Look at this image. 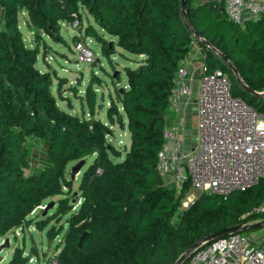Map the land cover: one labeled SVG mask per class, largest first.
I'll return each instance as SVG.
<instances>
[{"label": "trees", "instance_id": "1", "mask_svg": "<svg viewBox=\"0 0 264 264\" xmlns=\"http://www.w3.org/2000/svg\"><path fill=\"white\" fill-rule=\"evenodd\" d=\"M19 10L25 11L28 26L50 37L71 23L73 14L80 22L91 17L116 37L119 47L141 57L135 68L124 67L127 84L115 90L116 103L107 108L110 122L123 123L117 105L121 106L130 133L128 147L120 150L105 137L108 124L93 117L96 94L90 87L88 117L56 106L48 75L34 67L38 51L22 41L16 24ZM0 13V238L32 224L45 227L50 220L44 222L31 213L52 196L60 197L46 217L66 216L58 264H173L210 233L264 220V215L250 214L264 199V177L225 199L201 193L179 214L190 183L178 190L173 184L164 185L155 169L173 78L197 41L184 22L181 0H0ZM185 14L201 38L232 63L244 84L264 90V12L257 21L237 24L227 18L223 0H185ZM81 31L99 40L106 56L113 50L115 43L105 40L91 23L85 28L80 24ZM197 43L205 53V70L224 71L231 94L264 111V97L244 91L216 51ZM28 136L43 139L40 150L33 148L34 139L26 141ZM89 156L92 161L82 170ZM81 159V201L74 211L69 197L74 179L66 170L69 162ZM36 165L38 170L24 175L25 168ZM215 197L209 208L208 200ZM62 228L57 232L47 228V238L51 241ZM28 259L13 256L7 264Z\"/></svg>", "mask_w": 264, "mask_h": 264}, {"label": "built area", "instance_id": "2", "mask_svg": "<svg viewBox=\"0 0 264 264\" xmlns=\"http://www.w3.org/2000/svg\"><path fill=\"white\" fill-rule=\"evenodd\" d=\"M223 3L227 18L237 24L246 19L257 21L264 12V0ZM73 16V21L66 25L80 30L81 22ZM197 41L192 42L173 78L155 169L164 185L176 184L180 188L189 182L190 188L199 193L225 199L264 177V111L256 110L241 96L232 95L231 81L224 71L205 70V53ZM74 50L78 61L95 60L85 39L77 41ZM191 59L199 61L196 86L189 70ZM191 104L198 118L197 137L193 146L186 147L182 133L186 109ZM170 114L175 118L171 119ZM250 214L264 215V199L251 208ZM260 220L263 218L252 222ZM187 260L186 264H264V246L257 245L246 233H235L204 244Z\"/></svg>", "mask_w": 264, "mask_h": 264}, {"label": "rangeland", "instance_id": "3", "mask_svg": "<svg viewBox=\"0 0 264 264\" xmlns=\"http://www.w3.org/2000/svg\"><path fill=\"white\" fill-rule=\"evenodd\" d=\"M2 17L3 15L0 13V29L3 28ZM88 19L85 16L82 18V28H85L87 23H91L97 33L102 35L105 40L115 43L113 50L110 49L108 56L103 53L104 49L99 40L91 36H84L82 31L79 32L80 30L71 25H62L60 31L56 32L55 37H50L42 29L28 26L26 13L23 10L18 11L16 24L20 30L24 45L35 48L38 51L34 67L39 72L48 75L51 82L50 94L53 96L56 106L67 113L75 114L79 117H82V115L88 117L90 111L86 99L88 98L87 90L90 87L96 94L93 117L108 124L109 133H106L105 137L121 150L123 145L126 147L129 145L130 133L127 127V120L121 106L117 105L118 110L122 112L123 123L110 122L107 117V108L111 102L116 103L115 90L127 84L124 67L135 68L138 64L137 61H140L141 57L123 50L116 44V37L102 30L91 17ZM84 39L95 54L93 63L81 62L76 58L74 45L77 41ZM197 89L198 86L195 91ZM192 109L187 115L191 122L187 135L182 133V141L186 147L193 146L195 137H197L196 125L198 118L195 113V107L193 106ZM170 117L171 119L175 118L173 114H170ZM32 139H34L33 136H28L26 141L29 142ZM42 144L43 139L35 138L33 148L40 150ZM115 160H120V158ZM78 161H71L67 164V176H70L72 167ZM91 161L92 157H87L82 170ZM39 167V165L28 166L24 169V175L27 176L33 173ZM80 173L75 174L71 193L69 194V197L72 195L70 203L73 205L74 211H77L81 201L78 190ZM173 185L178 190L179 187L176 184ZM200 194L190 188L182 198L177 213L181 214ZM59 197L52 196L45 199L42 205L36 207V211L31 213V216L36 214L44 222L50 220L48 224L44 223V225L46 224L45 227L41 228L32 224L23 231L12 229L0 238V264H7L8 260L13 256H28L29 259L24 261L23 264H58L57 254L62 248L61 241L66 231V225L64 224L66 216L58 217V219H49L46 217V212L51 213L53 211L51 209L52 206L45 213L44 207L51 202L54 204ZM189 198H191V201H189ZM216 199L217 197L208 200L207 205L209 208L213 207ZM39 208H43V211H38ZM61 226H63L62 230L50 241L46 234L47 228H52V231L57 232ZM244 233L255 240L257 245L264 246V228ZM32 251H37V254H31Z\"/></svg>", "mask_w": 264, "mask_h": 264}, {"label": "water", "instance_id": "4", "mask_svg": "<svg viewBox=\"0 0 264 264\" xmlns=\"http://www.w3.org/2000/svg\"><path fill=\"white\" fill-rule=\"evenodd\" d=\"M181 9L182 12L184 13V22L187 25V27L193 32V35L195 38L200 39L201 35L199 34L198 31H196L195 29H193L190 24L187 21V17L185 14V0H181ZM202 42H204V44L206 46H208L209 48H211L212 50L216 51V49L207 41H205L203 38ZM216 53L219 55V57L221 58L222 62L225 63L229 69L233 72V74L236 76V78L238 79V82L241 84L242 88L244 89V91H246L249 94H253L259 98H263L264 97V90L261 92L255 91L253 89H251L250 87H248L246 84H244L239 75L237 74L234 66L232 65V63L226 58L225 55H223L222 53L216 51ZM84 163V159L79 160L71 169V174H70V178L74 179L75 174L79 172L82 164ZM53 205V203L51 202L50 204L46 205L44 207V213ZM264 228V220H260V221H256V222H252L249 224H235L226 228H223L221 230H218L216 232L210 233L202 238H200L199 240H197L196 242H194L191 246H189L180 256L179 258L173 263V264H183L189 257L190 255L197 250L198 248H200L201 246H203L204 244L211 242L217 238L220 237H224V236H228L231 234H235V233H244V232H248L250 230H260ZM86 235V232H83V234L80 237L79 243L78 245H81L82 240L84 238V236Z\"/></svg>", "mask_w": 264, "mask_h": 264}, {"label": "crops", "instance_id": "5", "mask_svg": "<svg viewBox=\"0 0 264 264\" xmlns=\"http://www.w3.org/2000/svg\"><path fill=\"white\" fill-rule=\"evenodd\" d=\"M197 3L199 2H204V1H207V0H195ZM189 62V70L192 74V84L193 86H196L197 82H198V75H199V67H198V64H199V61L195 60V59H191ZM194 105H190L187 107L186 109V113H185V126H184V130H183V134L187 135V132H188V129L191 125V122H190V119L187 117L188 113H190L193 109ZM196 113V111H195ZM196 130H197V125H196ZM196 138V137H195Z\"/></svg>", "mask_w": 264, "mask_h": 264}, {"label": "bare ground", "instance_id": "6", "mask_svg": "<svg viewBox=\"0 0 264 264\" xmlns=\"http://www.w3.org/2000/svg\"><path fill=\"white\" fill-rule=\"evenodd\" d=\"M255 107V106H254ZM252 231V230H251Z\"/></svg>", "mask_w": 264, "mask_h": 264}]
</instances>
